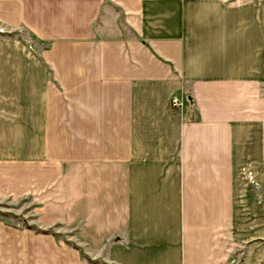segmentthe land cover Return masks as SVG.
Masks as SVG:
<instances>
[{
  "label": "crops",
  "instance_id": "1",
  "mask_svg": "<svg viewBox=\"0 0 264 264\" xmlns=\"http://www.w3.org/2000/svg\"><path fill=\"white\" fill-rule=\"evenodd\" d=\"M0 187L78 247L0 264H264V0H0Z\"/></svg>",
  "mask_w": 264,
  "mask_h": 264
},
{
  "label": "rangeland",
  "instance_id": "2",
  "mask_svg": "<svg viewBox=\"0 0 264 264\" xmlns=\"http://www.w3.org/2000/svg\"><path fill=\"white\" fill-rule=\"evenodd\" d=\"M26 196L27 195L25 191L12 193L11 191L4 190L0 187V227L2 228H0V230L34 232L26 228L27 226H32L39 229H50L54 233H60V236L63 235L65 239H69L66 237V235H64L65 233L68 234V232L64 231L61 225H44L41 223L39 221V216H37V213H35L36 209L31 207V200L29 199L28 201Z\"/></svg>",
  "mask_w": 264,
  "mask_h": 264
},
{
  "label": "trees",
  "instance_id": "3",
  "mask_svg": "<svg viewBox=\"0 0 264 264\" xmlns=\"http://www.w3.org/2000/svg\"><path fill=\"white\" fill-rule=\"evenodd\" d=\"M0 213H1V212H0ZM3 214H5V213H3ZM26 228H28L29 230L34 231L35 233L49 234V235L53 236L55 239H57V238L60 236V233H54V232H52L50 229H39V228H35V227H32V226H27ZM61 236H62V241H63L67 246H72V247L78 249V247H77L72 241H69V240L65 239V238L63 237V235H61ZM82 256H83V255H82ZM84 258H85L86 260H90V259H88L86 256H84Z\"/></svg>",
  "mask_w": 264,
  "mask_h": 264
},
{
  "label": "built area",
  "instance_id": "4",
  "mask_svg": "<svg viewBox=\"0 0 264 264\" xmlns=\"http://www.w3.org/2000/svg\"><path fill=\"white\" fill-rule=\"evenodd\" d=\"M169 101H170V105L173 107H179L181 105V101L177 95H172Z\"/></svg>",
  "mask_w": 264,
  "mask_h": 264
}]
</instances>
